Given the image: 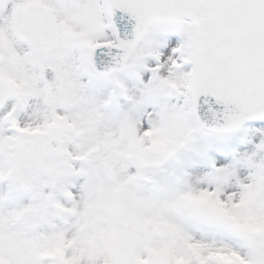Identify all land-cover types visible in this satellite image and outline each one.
<instances>
[{"label": "snow or ice", "instance_id": "snow-or-ice-1", "mask_svg": "<svg viewBox=\"0 0 264 264\" xmlns=\"http://www.w3.org/2000/svg\"><path fill=\"white\" fill-rule=\"evenodd\" d=\"M0 264H264V0H0Z\"/></svg>", "mask_w": 264, "mask_h": 264}]
</instances>
